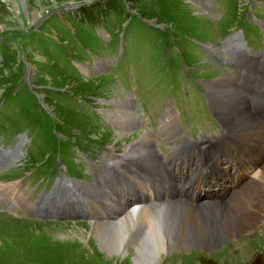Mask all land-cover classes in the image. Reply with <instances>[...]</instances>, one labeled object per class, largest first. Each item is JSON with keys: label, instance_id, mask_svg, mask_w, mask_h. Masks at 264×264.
I'll return each mask as SVG.
<instances>
[{"label": "rangeland", "instance_id": "1", "mask_svg": "<svg viewBox=\"0 0 264 264\" xmlns=\"http://www.w3.org/2000/svg\"><path fill=\"white\" fill-rule=\"evenodd\" d=\"M207 1L0 0V35L4 37L0 39V137L4 138L5 144L10 143L7 148L4 147L5 150L13 148L20 137H32L34 143L28 151L29 139L26 140L22 157L18 159L14 153L12 164L0 172V206H8V210L16 209L28 193L15 191L20 194L17 198L22 200L13 205L7 204L5 194L10 192L3 190L1 185L18 187L12 186L11 182L28 171L33 170L35 175L44 171L45 175L47 169L58 165V169L66 171L71 177L75 176L78 185L96 181L87 188L102 201L103 217L107 218V222L120 216V209L115 207L121 206L122 202L115 196L107 195L97 179L89 180V174L83 171V163L75 154L76 150H83L93 157L96 155L99 160L105 158L113 168H118L122 163L119 158L137 161L140 157L145 158L142 161H150L162 168L155 162L157 154L149 127L144 125L134 104L135 99L141 105L138 87L145 104L154 105L157 112L155 116L158 117L168 110L169 105L164 108L166 100L177 94L183 69H189L187 75L190 79H211L207 84L225 80L227 76L221 64L218 41L222 39L227 44V33H232L235 27L244 28L245 39L250 46H253L252 39H259L258 47L264 40V32L258 29L260 24L264 25V0L217 1L214 4L217 9L213 11L206 4ZM61 6L67 7L58 10ZM54 10L57 11L56 15H51ZM255 18L260 24L255 22ZM201 44L212 46L205 48L212 63L205 56L207 53L199 48ZM17 50L21 53L20 60ZM27 68L28 78L25 75ZM183 80L186 86L188 80ZM226 86L229 87L222 92L227 93L222 97L238 91L230 83ZM237 86L240 88V84ZM244 88L247 93L248 89ZM205 89L207 94L208 88ZM222 89L218 87L219 91ZM127 100L137 118L142 120V128L138 122L131 126L118 123L103 112L128 110L116 104ZM191 100L198 111L206 114L201 104L202 98L197 92L192 93ZM183 103L184 100L182 117L189 114L195 120ZM173 114L170 109L160 118L161 129L165 128L169 136L175 135L174 122L170 120ZM127 115L123 116L126 118ZM215 117L217 120L220 118L216 113ZM157 126L158 122H155L154 130ZM142 129L148 132L145 141L131 156H125L128 145L139 142ZM243 130L232 134L234 137H246L241 132ZM196 131H199L197 135L201 140L212 136V133L204 132V128H194ZM119 133L123 136L118 137ZM236 141L226 154L241 169L247 171L264 162L262 156L251 161L246 158V163H250L247 167L244 164L245 152L243 149L237 150L240 149V138ZM175 147L182 148L180 145ZM96 150L99 152L96 153ZM138 151L143 154L133 156ZM246 153L250 154L248 148ZM176 161L180 167L170 172L169 182L172 185L202 175L205 162L191 146ZM67 173L61 172L60 177H69ZM157 175L155 177H161ZM137 176L133 175V180L140 184L143 180ZM247 176L250 177L249 172ZM28 177L27 174L24 180L28 181L23 187H37L35 194L38 193L41 185ZM250 178L254 180L255 174ZM58 180L60 178H53L51 184L56 185ZM160 181L155 188L160 187ZM256 189L258 187L254 191ZM103 192L106 195L104 199ZM9 199H13V194ZM201 199H196V204H222L226 209L234 207L236 203L235 199L229 202ZM254 199L257 201L258 196ZM262 204L263 217L245 234L222 240V243L209 250L199 246L174 250L177 252L165 253L155 264H203V260L210 264H238L240 261L242 264L249 255L246 252L264 240ZM139 206L140 211L135 214L134 220L143 222V215L149 211L148 207L153 206L147 209ZM22 210L19 208V213ZM17 215L24 217L22 214ZM95 225L98 224L89 225L78 221L31 223L0 208V264H133L129 251L121 256L101 249L92 235ZM191 237L195 240V235ZM206 253L216 255L210 258Z\"/></svg>", "mask_w": 264, "mask_h": 264}, {"label": "bare ground", "instance_id": "2", "mask_svg": "<svg viewBox=\"0 0 264 264\" xmlns=\"http://www.w3.org/2000/svg\"><path fill=\"white\" fill-rule=\"evenodd\" d=\"M229 40L230 37H228L226 43H228ZM215 54L217 56L216 52ZM252 63L255 69H259V61H252ZM255 69L242 73L237 82L228 77L225 73L227 77L224 81L220 79L206 86V88H208V100L214 107L216 115L222 120L218 119L221 125L229 130L230 133L245 129L241 132H243L246 137H234L231 135L226 143L217 146L215 151V153L224 160V167L220 168L222 174L230 178L228 185L230 187H225L224 193L234 197L236 200L235 206L231 208L227 207L226 209L222 204H218L217 206L208 203L196 204L198 202L197 200L202 198V194L198 191L192 194L191 200L193 201L190 204L177 199L175 194L172 193L170 196L164 195V197L160 198L161 201L163 200L162 203L155 204L152 203L153 198L151 195H148V198H151V200L148 198L146 199L147 195L145 193L140 199L134 201H132L133 199H128L125 200V203H121V206L117 205L115 209H120V216H115L110 222H107L106 217H102V221L98 222V225L92 228V235L96 238L102 250L109 254L112 253L121 256L127 254L129 251L132 256L133 264H155L157 260L160 259V256L165 253H172L174 250L189 249L193 246H199L205 250L212 249L222 243V240H228L232 237L245 234L249 229H252L260 222L261 217H263L261 216L263 213L262 203H264V162L257 167L258 172L255 174V179L253 180L247 176L252 167L244 171L240 168V165H236L237 162L231 161L230 157L226 154L229 148H233V143H236V140L240 138V149L237 150L243 149L246 153V148H248L250 153L244 158L245 163L243 162L247 167L250 163H246L248 161H246V158H249L251 161L255 157L262 156L264 159V103L257 106L258 109L254 113V116L249 108V106L253 105L256 96L260 93V83L264 77L262 72ZM227 83H230L231 86L233 85L232 87L238 91L222 97L223 94L227 93V91L222 92L229 87L226 86ZM238 84H240V88H238ZM218 87H222L223 89L219 91ZM244 87L248 89V94ZM116 104L123 106L129 111L119 109L115 112H103L106 113V115H110V117L114 118L118 123H126L128 126H131L133 123L136 124V122H138L142 128V120L137 118L132 107L130 108L128 105V100L125 103L119 101ZM123 115H127V117L125 118ZM173 116L174 114L172 117ZM254 117L258 120L256 121ZM174 127V132L177 134L178 128L175 123ZM142 131L143 133L141 134L139 142L131 146L128 145V148L125 150V156H131L130 154L137 151L139 145L145 141L144 137L148 132L143 129ZM162 131L168 135V131L165 128ZM117 136L120 137L123 135L120 134ZM245 138L247 139L246 143ZM258 138L260 140H258ZM142 154V152L138 151L136 154L132 155H138L139 157ZM156 154L155 162L161 165L159 155L157 152ZM144 159L145 158L140 157L136 162L142 166L149 165L159 169L155 163L142 161ZM242 159L243 157L240 158V160ZM12 160V157L9 158V161ZM2 163L3 159L1 158V166ZM136 178L139 177L137 176ZM156 178H160L161 180V177ZM94 181L91 184L88 182L79 184L85 190L92 193L87 187L91 186ZM72 183L76 184V182ZM10 187L11 186L1 188L10 192L8 189ZM257 187L258 189L254 191ZM102 194L105 195L104 192ZM253 195L254 197L258 196L257 201L254 199ZM104 198H106V195L103 199ZM117 200L121 201L119 199ZM213 200L216 201L215 199ZM237 201H239V203H237ZM8 202L12 203V199H8ZM140 204H143L144 209H147L150 205L153 206L148 207L149 211L142 217L143 222L141 220H134L135 214L140 211ZM161 204L166 205L164 209H161ZM167 206H170V208ZM108 211L109 210L106 211L107 214ZM191 235H195V240ZM197 235L198 237H196Z\"/></svg>", "mask_w": 264, "mask_h": 264}]
</instances>
